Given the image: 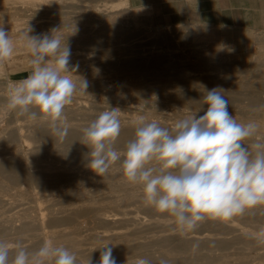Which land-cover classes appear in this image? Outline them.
<instances>
[{
  "label": "rangeland",
  "instance_id": "1",
  "mask_svg": "<svg viewBox=\"0 0 264 264\" xmlns=\"http://www.w3.org/2000/svg\"><path fill=\"white\" fill-rule=\"evenodd\" d=\"M0 23L14 43L13 55L0 62V161L11 166L0 168V242L10 258L18 242L29 250L51 242L73 252L76 264H98L99 248L108 244L117 264H264V205L181 231L127 180L122 161L98 176L88 167L90 149L39 139L36 128L50 118L32 120L8 107L11 88L32 71L30 27V36H59L71 48L68 75L77 90L62 117L69 131L83 134L111 108L120 110L121 130L136 129L141 117L174 130L179 120L203 115L206 92L217 88L237 122L259 125L243 142L255 152L251 145L264 141V50L208 51L170 31L166 37L144 26L126 0H0ZM96 39L103 45H93ZM126 145L113 147L123 153Z\"/></svg>",
  "mask_w": 264,
  "mask_h": 264
},
{
  "label": "clouds",
  "instance_id": "2",
  "mask_svg": "<svg viewBox=\"0 0 264 264\" xmlns=\"http://www.w3.org/2000/svg\"><path fill=\"white\" fill-rule=\"evenodd\" d=\"M32 31L28 27L26 34L32 71L11 88L8 107L32 120L50 118L52 133L63 140L69 133L62 121L64 109L77 90L68 75L71 48L59 36H30ZM13 52L14 43L0 23V62ZM88 86L81 79L80 87ZM204 104L203 115L179 120L174 130L141 117L123 153L113 147L121 132L120 110L103 111L83 129L90 148L88 167L103 177L112 164L122 161L127 180L141 185L145 201L173 216L181 231H194L205 218L230 220L264 205V141L251 145L255 152L243 143L257 134L259 125L237 122L220 89L208 90ZM109 245L99 248L98 264H117ZM0 264H76V255L51 242L36 250L18 242L10 258L9 246L0 242ZM136 264L151 261L139 258ZM160 264L167 261L162 259Z\"/></svg>",
  "mask_w": 264,
  "mask_h": 264
},
{
  "label": "crops",
  "instance_id": "3",
  "mask_svg": "<svg viewBox=\"0 0 264 264\" xmlns=\"http://www.w3.org/2000/svg\"><path fill=\"white\" fill-rule=\"evenodd\" d=\"M126 7L147 28L208 51L264 50V0H126Z\"/></svg>",
  "mask_w": 264,
  "mask_h": 264
},
{
  "label": "bare ground",
  "instance_id": "4",
  "mask_svg": "<svg viewBox=\"0 0 264 264\" xmlns=\"http://www.w3.org/2000/svg\"><path fill=\"white\" fill-rule=\"evenodd\" d=\"M92 44L95 45V46L103 45V44H101V40L100 39H96L95 41L92 42ZM94 57H97V56L86 55L85 56V60H87V61H90L92 59L94 60L95 59ZM199 98H201V97H199ZM195 101H197V100H195ZM192 104H195V103L192 102ZM196 105H197V103H196ZM36 130H37L36 134L39 137V139L41 138V139L50 140V141L55 142L56 144L63 145V146H68V147H71L73 149H75V148H87V149H90L86 145L87 141L85 140L84 135L82 133H78V132H75V131H69L67 137L65 139L61 140L59 137L55 136L52 133L51 128H50V123H47V122H41V124L36 128ZM134 134H135V129L124 128V129L121 130L119 137L115 140L114 143H116V144L118 142H127L128 143L131 139L134 138ZM115 146H118V145H115ZM114 148H117V147H114ZM84 159H85V156L83 154H79V155H77L75 157V162L80 163ZM8 167H11V166L7 162L0 161V168L1 169H7ZM262 218H264V216H262Z\"/></svg>",
  "mask_w": 264,
  "mask_h": 264
}]
</instances>
